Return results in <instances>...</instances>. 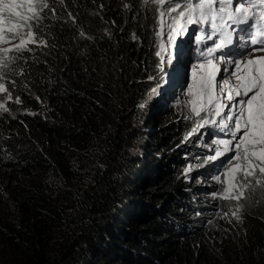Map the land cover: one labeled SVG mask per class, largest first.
<instances>
[{
    "label": "trees",
    "instance_id": "16d2710c",
    "mask_svg": "<svg viewBox=\"0 0 264 264\" xmlns=\"http://www.w3.org/2000/svg\"><path fill=\"white\" fill-rule=\"evenodd\" d=\"M50 6L37 36L48 46L0 69L13 100L0 113V264H264V219L244 212L224 231L171 167L185 126L149 133L157 6ZM144 136L142 152L166 156L138 155Z\"/></svg>",
    "mask_w": 264,
    "mask_h": 264
},
{
    "label": "snow or ice",
    "instance_id": "6c2138e0",
    "mask_svg": "<svg viewBox=\"0 0 264 264\" xmlns=\"http://www.w3.org/2000/svg\"><path fill=\"white\" fill-rule=\"evenodd\" d=\"M51 2L55 3V0ZM143 2L147 5L150 0ZM59 3L63 5L65 0H59ZM151 3L157 6L161 30L167 23L164 17L171 19L167 24V57L162 55L166 50L164 44H160V51L155 53L160 61L156 67L161 73L164 72L163 65L172 63L178 47L177 38L189 32L188 26L197 25L198 31H203L205 26L210 29L206 36L194 37L197 43L207 40L212 44L200 52L202 62L191 69L193 84L188 86V93L195 97L190 101L191 113L200 117L197 128L210 125L230 137L214 140V154L207 159L216 160L229 152L234 153L227 156L226 172L231 180L225 188V198L240 200L244 194L239 189L247 186L249 178L255 177L257 185L264 183V55H255L264 53V0H167V7L166 0H151ZM25 5L26 12L21 11ZM124 7L131 6L125 4ZM46 9L56 16L50 0H0V45L18 40L12 47L0 48V67H7L9 59L14 62L15 58L8 56L13 51H32L28 47L30 44L48 46L43 37L37 39L45 19L42 13ZM4 13L10 22L7 27ZM68 17L76 23L72 12H68ZM237 28L246 33L245 44L251 45V51L239 59H225L223 49L233 44V32ZM79 36L91 39L83 30L79 31ZM132 38L137 39L135 34ZM217 52L221 55L217 56ZM219 63L230 66L223 70L221 82L217 81V74L221 73ZM4 80L5 77L0 75V93H7L6 100L10 101L12 93ZM148 80H155V76H149ZM11 83L15 86L17 81ZM158 86L159 82L157 87L150 88L141 108L158 94ZM15 103H21L19 96ZM0 109L7 111L4 103H0ZM201 113L211 118L205 119ZM197 128L192 132L196 133ZM237 174L241 179H237ZM216 179L220 182L219 176Z\"/></svg>",
    "mask_w": 264,
    "mask_h": 264
},
{
    "label": "rangeland",
    "instance_id": "374dc122",
    "mask_svg": "<svg viewBox=\"0 0 264 264\" xmlns=\"http://www.w3.org/2000/svg\"><path fill=\"white\" fill-rule=\"evenodd\" d=\"M165 7H167V0ZM21 11L26 12V5ZM3 15L5 16V26L7 27L10 23L7 20V13ZM164 21L167 23L164 24L163 30H161L160 21L155 30V51H160L159 45L164 44L166 50L162 52V55L167 57V24L171 23V19L166 16L164 17ZM188 28L189 32L187 34L177 38L178 47L174 51L173 61L171 64L163 65V73L156 67L160 62L159 57L156 56L157 61L154 60L156 76L155 80H152L150 88L157 87V82H159V86L158 94L155 95L146 106L150 112L152 111L155 114V122L152 124L150 132L149 129L147 132H157L160 122H181L185 126L186 129L178 137V142H176V145L179 144L176 148L180 149L177 151V164L171 167L174 168L184 165L182 167V176L191 186V194L198 201L210 205L211 212H217L219 215L218 221L221 228L226 232H232V230L234 231L236 226L240 224L244 212L254 213L264 219V183L257 185L255 177L249 178L246 182L247 186L239 189L244 194L242 199L235 200L225 198V188H227L231 180V177L226 172L227 156L234 155V153L229 152L226 156H222L216 160L207 159L214 154L216 148V145L213 143L214 140L230 139V137L224 135L219 129L210 125L202 129L197 128L200 117H196L191 113L192 105L190 101L195 99L194 95H189L188 93V86L193 84L191 69L193 66L202 62L203 58L200 56V52L206 48L203 47L201 49L199 47L201 46V42L197 43L194 38L197 36L196 31L198 26L190 25ZM157 33L160 34L157 35ZM14 43H18V40L7 45H0V48L12 47ZM250 51L251 50H248L246 52ZM245 53H239L237 58H224L239 59L244 56ZM15 54L16 52L13 51L9 53L8 56L13 57ZM258 54L263 55V53H257L255 55ZM217 66L221 68V73L217 74V81L221 82L220 77L223 70L230 68V66L223 63H219ZM224 74L226 75V73ZM6 97L7 93H0V103H4L7 109L9 103L13 104V100H6ZM143 103H145V100ZM4 111L5 110L0 109V113ZM201 115L205 119L211 118L204 113H201ZM194 128H197L196 133L192 132ZM200 133L203 134L201 135ZM146 137L147 136H144L139 141L140 147L136 149L138 155L143 154L144 156L153 158L165 157L166 153L164 150L160 151L159 148H157L156 151L146 148V151L142 152V148H144L143 146L146 143ZM217 176H219L220 182L217 181ZM237 179H241L239 174H237ZM237 216H239V219H237Z\"/></svg>",
    "mask_w": 264,
    "mask_h": 264
},
{
    "label": "bare ground",
    "instance_id": "6f19581e",
    "mask_svg": "<svg viewBox=\"0 0 264 264\" xmlns=\"http://www.w3.org/2000/svg\"><path fill=\"white\" fill-rule=\"evenodd\" d=\"M256 54H257V53H256ZM261 55H262V54H261ZM261 55L258 54V55H256V56H261ZM263 55H264V53H263Z\"/></svg>",
    "mask_w": 264,
    "mask_h": 264
}]
</instances>
